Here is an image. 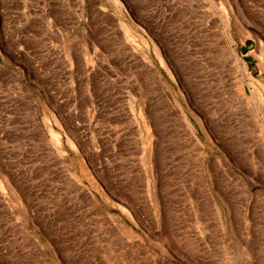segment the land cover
I'll return each instance as SVG.
<instances>
[{
    "label": "rangeland",
    "instance_id": "rangeland-1",
    "mask_svg": "<svg viewBox=\"0 0 264 264\" xmlns=\"http://www.w3.org/2000/svg\"><path fill=\"white\" fill-rule=\"evenodd\" d=\"M0 264H264V0H0Z\"/></svg>",
    "mask_w": 264,
    "mask_h": 264
},
{
    "label": "bare ground",
    "instance_id": "bare-ground-1",
    "mask_svg": "<svg viewBox=\"0 0 264 264\" xmlns=\"http://www.w3.org/2000/svg\"><path fill=\"white\" fill-rule=\"evenodd\" d=\"M55 140H56V138H55ZM57 142V141H56Z\"/></svg>",
    "mask_w": 264,
    "mask_h": 264
}]
</instances>
